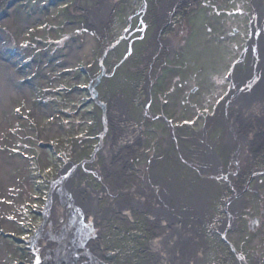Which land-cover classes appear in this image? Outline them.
<instances>
[{"label": "rangeland", "instance_id": "obj_1", "mask_svg": "<svg viewBox=\"0 0 264 264\" xmlns=\"http://www.w3.org/2000/svg\"><path fill=\"white\" fill-rule=\"evenodd\" d=\"M100 1L0 0V264H264L263 126L225 121L256 0ZM144 3L167 42L112 44Z\"/></svg>", "mask_w": 264, "mask_h": 264}, {"label": "bare ground", "instance_id": "obj_2", "mask_svg": "<svg viewBox=\"0 0 264 264\" xmlns=\"http://www.w3.org/2000/svg\"><path fill=\"white\" fill-rule=\"evenodd\" d=\"M109 0H102L100 1L97 6L96 9H100V12H102L103 14L105 13V11H107V7L106 4L108 3ZM257 2V7H258V13H259V18H257V22H255L253 20V23L256 24V28L260 30V28H264V20L261 21L262 17H264L263 13H264V0H256ZM108 6V5H107ZM93 16H95V14H92ZM91 21V20H90ZM94 21V20H93ZM253 24V25H254ZM256 38V39H255ZM253 39V36L251 38V41ZM254 41H256V47H255V52L252 53V60L255 61L252 63V66L250 68V72L244 74V76L239 80L238 83H236V89L235 92L237 91V93L233 96V101L231 102L230 108L231 111L229 112L227 110V115L225 116V121L227 122H233L231 120H236L238 121V125L241 127H247L248 124L254 122L253 124H262V128L259 129V131L253 130L250 131V139L252 141V143H254V145H260L262 142H264V81H263V74H262V68H263V63H262V53H261V49L264 48V46H262V42H261V31H257V33L254 35ZM256 64V65H255ZM260 74V78H256L255 80L252 81L253 76L256 74ZM252 76V77H251ZM245 80V84L243 85L241 83V81ZM250 81V82H249ZM230 110V109H229ZM260 127V126H259ZM257 128V126H256ZM230 136V134H229ZM241 138H246L244 134H240ZM250 144V143H249ZM243 152H248L246 149H243ZM210 153H205V157L206 160L211 158V154ZM248 154V153H247ZM244 155V154H243ZM214 160H212L210 163H213ZM210 168H214L215 165H209ZM156 205H153V211L155 213H158V215H156L157 217H161L162 215H164V213L161 212H156L154 208H156ZM185 211H189V207H187V210ZM177 227H175L174 229H176ZM174 229H171L168 233V235L165 237L169 239H171V237L173 236L172 234L177 233V231L175 232ZM184 234H177V236H175L174 241L178 242V247H167L169 249L168 254L165 255V253H163L164 257L166 256V259L170 261V259H174L176 262L175 264H183L184 263V259L186 256H188V254H190L193 251V247H185V243L183 240H185L184 238ZM159 238H157L158 241ZM162 242L161 241L158 243L160 244Z\"/></svg>", "mask_w": 264, "mask_h": 264}, {"label": "flooded vegetation", "instance_id": "obj_3", "mask_svg": "<svg viewBox=\"0 0 264 264\" xmlns=\"http://www.w3.org/2000/svg\"><path fill=\"white\" fill-rule=\"evenodd\" d=\"M142 6L145 9L147 7L146 4L144 3L143 5H141L140 10H138L137 12L133 11V13H131L129 15L128 24L126 25V27H123L121 32L119 31V33H117L116 38H115V40H114V42L112 44H114V45L119 44L123 39H127L132 34H135V32H136V37L142 39L141 40L142 42H143V39H145L146 36L150 37V35L152 33L155 34V38H156L154 40V42H158L159 41V42H162L163 44H165L167 42V40L164 39V38H167V37H163V36L168 34L171 31L169 29V26L162 23V24H160L158 26V30L157 31L155 30L156 27H154V23H156L158 21L159 17H161V16H163L165 14V10L162 11L158 7L157 8L158 12L156 13L157 14L156 15L157 20L154 21L153 18H152V15L149 14V16H146L145 13H140L141 9H142ZM143 11H144V9H143ZM161 11H162V14H161ZM133 21H135V22H133ZM180 23L184 24V22L181 19L177 18L176 16H175V19H172V24H176V27H178V25H180ZM106 34H107V32H106ZM167 39H169V38H167Z\"/></svg>", "mask_w": 264, "mask_h": 264}]
</instances>
